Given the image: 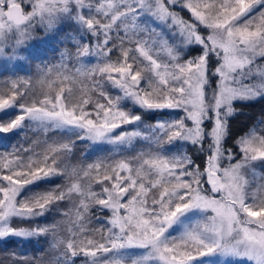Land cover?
Here are the masks:
<instances>
[{"label":"snow or ice","instance_id":"1","mask_svg":"<svg viewBox=\"0 0 264 264\" xmlns=\"http://www.w3.org/2000/svg\"><path fill=\"white\" fill-rule=\"evenodd\" d=\"M33 63L0 87V244L39 247L0 264H264V113L232 128L264 0H0V76Z\"/></svg>","mask_w":264,"mask_h":264},{"label":"trees","instance_id":"2","mask_svg":"<svg viewBox=\"0 0 264 264\" xmlns=\"http://www.w3.org/2000/svg\"><path fill=\"white\" fill-rule=\"evenodd\" d=\"M19 76L22 79H26L31 77L33 84H35L36 76H35V64H24L18 65L16 68L15 76L11 73H8L4 76H0V87H4L3 80L10 78H16ZM112 94H116V90H112ZM31 97L29 96L28 99ZM131 107V105H129ZM9 112H16L18 110L9 109ZM244 114L240 115L238 118L234 119L232 122L233 134L240 135L244 131L251 126H253L260 118L262 113H264V102L256 103L251 105L243 110ZM3 113H0V117H3ZM31 135V133H29ZM20 136H13L12 134H8V137H3L0 135V152L5 151L3 145H8V150H11V146L17 143H22ZM100 153H95L92 150V146L87 142H79L74 149L73 154V163L78 162H85L91 163L96 160L97 156ZM198 163L202 161L198 160ZM50 187V185H41L39 189L33 188V191H43L45 188ZM51 219V218H50ZM98 226V225H96ZM39 247V245H32V244H22L17 243L15 238H13L7 245L0 244V255L5 254V248L10 251H16L20 254L32 255L34 253V248Z\"/></svg>","mask_w":264,"mask_h":264}]
</instances>
